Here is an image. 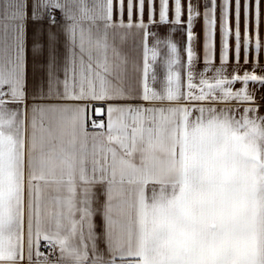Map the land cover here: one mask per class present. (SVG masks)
<instances>
[{"label":"crops","instance_id":"crops-1","mask_svg":"<svg viewBox=\"0 0 264 264\" xmlns=\"http://www.w3.org/2000/svg\"><path fill=\"white\" fill-rule=\"evenodd\" d=\"M0 264H264V0H0Z\"/></svg>","mask_w":264,"mask_h":264},{"label":"built area","instance_id":"built-area-1","mask_svg":"<svg viewBox=\"0 0 264 264\" xmlns=\"http://www.w3.org/2000/svg\"><path fill=\"white\" fill-rule=\"evenodd\" d=\"M102 122V118L98 117H89L87 122L88 128H99L100 123ZM42 252L46 255L47 259L52 261L56 259V251L54 246L50 243H46L43 245Z\"/></svg>","mask_w":264,"mask_h":264}]
</instances>
